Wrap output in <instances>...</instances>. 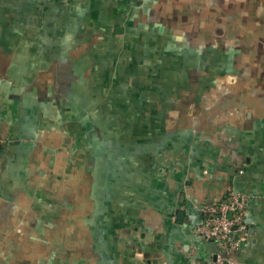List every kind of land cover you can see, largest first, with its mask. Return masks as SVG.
<instances>
[{
    "label": "crops",
    "instance_id": "crops-1",
    "mask_svg": "<svg viewBox=\"0 0 264 264\" xmlns=\"http://www.w3.org/2000/svg\"><path fill=\"white\" fill-rule=\"evenodd\" d=\"M229 190L264 264V0H0V264H209Z\"/></svg>",
    "mask_w": 264,
    "mask_h": 264
},
{
    "label": "built area",
    "instance_id": "built-area-1",
    "mask_svg": "<svg viewBox=\"0 0 264 264\" xmlns=\"http://www.w3.org/2000/svg\"><path fill=\"white\" fill-rule=\"evenodd\" d=\"M199 212L194 233L216 247L209 264H236L233 254L247 237L246 198L229 190L222 201L204 205Z\"/></svg>",
    "mask_w": 264,
    "mask_h": 264
}]
</instances>
